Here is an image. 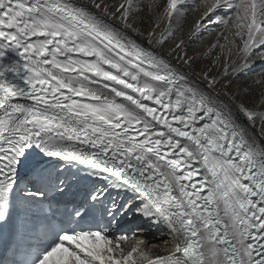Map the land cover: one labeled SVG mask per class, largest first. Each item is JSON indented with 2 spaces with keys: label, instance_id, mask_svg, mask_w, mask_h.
I'll return each mask as SVG.
<instances>
[{
  "label": "snow or ice",
  "instance_id": "1",
  "mask_svg": "<svg viewBox=\"0 0 264 264\" xmlns=\"http://www.w3.org/2000/svg\"><path fill=\"white\" fill-rule=\"evenodd\" d=\"M0 247L264 264V0H0Z\"/></svg>",
  "mask_w": 264,
  "mask_h": 264
},
{
  "label": "bare ground",
  "instance_id": "2",
  "mask_svg": "<svg viewBox=\"0 0 264 264\" xmlns=\"http://www.w3.org/2000/svg\"><path fill=\"white\" fill-rule=\"evenodd\" d=\"M195 16V13H190L188 16V24H191L193 17ZM215 33L213 32V35ZM212 39V36H210L208 33H204V42H207L208 40ZM195 47H202L203 45L199 42L194 45ZM160 230V232H158ZM161 231H166L163 225H160L159 227L152 226L149 228H146L143 233H138L137 235H142L150 244L159 245V248L153 249L154 252H160L163 254V244L162 240L167 239V236H160ZM132 241L128 242V246H130Z\"/></svg>",
  "mask_w": 264,
  "mask_h": 264
}]
</instances>
